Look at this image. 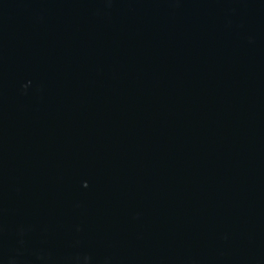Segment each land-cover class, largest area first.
Masks as SVG:
<instances>
[{"label": "water", "instance_id": "obj_1", "mask_svg": "<svg viewBox=\"0 0 264 264\" xmlns=\"http://www.w3.org/2000/svg\"><path fill=\"white\" fill-rule=\"evenodd\" d=\"M0 264H264V0H0Z\"/></svg>", "mask_w": 264, "mask_h": 264}]
</instances>
